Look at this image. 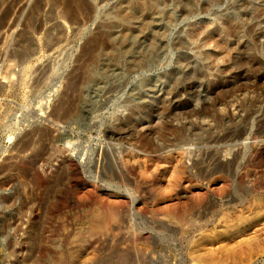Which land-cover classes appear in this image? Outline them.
<instances>
[{
  "label": "rangeland",
  "instance_id": "374dc122",
  "mask_svg": "<svg viewBox=\"0 0 264 264\" xmlns=\"http://www.w3.org/2000/svg\"><path fill=\"white\" fill-rule=\"evenodd\" d=\"M64 1L0 0V264H264V0H166L135 70Z\"/></svg>",
  "mask_w": 264,
  "mask_h": 264
},
{
  "label": "bare ground",
  "instance_id": "6f19581e",
  "mask_svg": "<svg viewBox=\"0 0 264 264\" xmlns=\"http://www.w3.org/2000/svg\"><path fill=\"white\" fill-rule=\"evenodd\" d=\"M93 1L94 0H65L64 1V5H63V7L60 9V11L58 12V17H61L63 20H64V22H66V23H76V22H78L79 21V17H83L84 19H89L90 17H92V15H93ZM105 1V0H104ZM210 0H204V2H203V8H207V6H209V4H208V2H209ZM96 2V1H95ZM101 2H102V0H101ZM116 2V1H115ZM114 2V3H115ZM211 2V1H210ZM165 3H166V0H122L121 1V3H117V5H116V3H115V5L117 6V8L115 7V9L114 8H112L113 10L110 12L109 10V12H106L107 14H105V15H107V17L109 16V17H111V18H109L108 17V20H106L104 23H102V25H100V26H103L104 28H106V29H103V30H101L100 32H98V33H96V34H94V35H92V37L89 39V41L86 43V45L83 47V50H82V52H83V55H84V64L86 63L87 64V62L89 63V62H91V64H92V62L94 61V60H97L98 58H100L101 56H102V54L103 53H105V51L103 52V46H102V40L103 39H105V38H110L109 40H111L112 42H114L116 45H117V49H119V50H122L123 51V48L124 47H121V45H122V42H124L125 43V39L122 41V35H123V33H128V31H129V29H128V27H127V31L125 30V29H119L118 27H119V25H118V27H117V25H116V23L117 22H124L125 20H127L128 18H129V20H132V19H134V21H135V23L137 24L136 25V27H133V28H135L136 29V32H134V33H137V32H139V29H142L143 28V26H148V28H152L150 31H149V33H150V39L148 40V44H147V46H146V48L144 49V50H137V51H134V54H133V56L132 57H130V59L128 60V69H130V70H135V69H138V68H140L142 65H143V63H145V61L147 60V58H151L152 56H153V54L154 53H159V51L162 49L163 50V37L165 36L164 34H165V30L163 31V29H158V30H160L161 31V33L159 32L157 35H159L158 37H156V30H155V28H153L154 26L153 25H155V27H158L159 26V28H160V26L162 25L163 26V28L165 29L166 27H165V24L166 23H164V21L163 20H165V19H163L162 20V18L160 19V17H172V16H170L169 15V11H167L168 9H167V7H165ZM208 4V5H207ZM118 5H119V7H118ZM112 6V5H111ZM167 6V5H166ZM202 7V6H201ZM110 8V7H109ZM119 8V9H118ZM167 9V10H166ZM111 10V9H110ZM191 11V10H190ZM167 12H169V13H167ZM113 14V16H110V15H112ZM106 17V16H105ZM125 17H128L127 19L125 18ZM131 17H133L132 19H130ZM128 21V20H127ZM167 21V20H166ZM165 21V22H166ZM130 22V21H129ZM163 22V23H162ZM66 23H64V24H66ZM117 24H119V23H117ZM121 24V23H120ZM130 23H128V25H129ZM133 24H134V22H133ZM167 24H168V21H167ZM59 25V27H63V26H61L62 24L60 23V24H57V26ZM116 25V26H115ZM122 25V24H121ZM121 25H120V27H121ZM123 25H127V24H125V22H124V24ZM131 25V24H130ZM129 25V26H130ZM151 25L153 26V27H151ZM55 27V26H54ZM53 27V28H54ZM110 27H116V28H118V30L117 31H119V33L120 34H118V33H116V35H112V31H111V29H110ZM123 27H125V26H123ZM99 28V27H98ZM145 28V27H144ZM52 29V28H51ZM50 29V30H51ZM59 29H60V32H58V33H60L59 34V36L61 37V36H63L62 34H63V28H58V31H59ZM99 29H101V28H99ZM98 29V30H99ZM131 29H132V27H131ZM200 29H201V27L200 28H197L193 33H192V36H193V38H195V37H197L198 35H199V32H200ZM123 30H125V32L123 31ZM138 30V31H137ZM121 31H123V32H121ZM135 31V30H134ZM141 31V30H140ZM143 31V30H142ZM163 31V32H162ZM48 32H49V30H48ZM130 32V31H129ZM144 32V31H143ZM158 32V31H157ZM114 33V32H113ZM122 33V34H121ZM141 33V32H140ZM49 34V33H48ZM47 34V35H48ZM133 34V33H132ZM138 34V33H137ZM51 34H49V36H50ZM119 35H120V37H119ZM125 35V34H124ZM144 35V34H143ZM48 36V39L47 40H49L48 41V43L46 44L47 46H48V44H50V42L52 41V40H54L55 38H57V37H53V39L51 38V36H53V35H51L50 37ZM58 36V37H59ZM131 36V35H130ZM133 36V35H132ZM134 36H135V34H134ZM126 38H127V34H126V36H125ZM145 37V36H144ZM46 38H47V36H46ZM124 38V37H123ZM135 38H137V36H135ZM60 39V38H59ZM61 39H62V37H61ZM129 40H131L130 39V37L128 38ZM133 39V38H132ZM135 41H136V39H134ZM134 40L132 41V42H134ZM122 41V42H121ZM147 41V40H146ZM47 42V41H46ZM54 42V41H53ZM52 42V43H53ZM55 42L57 43L58 42V40L56 41L55 40ZM54 42V43H55ZM131 42V43H132ZM123 43V45L125 46V44ZM127 44H129V43H127ZM135 44V43H134ZM114 45V44H113ZM112 45V46H113ZM116 45H114V46H116ZM51 46V45H50ZM53 46V45H52ZM165 46V45H164ZM125 47H128V45L127 46H125ZM132 47V46H131ZM129 48H130V45H129ZM138 48V47H137ZM140 48V47H139ZM114 49V48H113ZM142 49V48H141ZM133 50H136V49H133ZM132 50V51H133ZM118 50H116V52H117ZM124 51H126V50H124ZM131 51V52H132ZM103 52V53H102ZM112 52H115V51H112ZM127 52V51H126ZM130 52V51H129ZM130 52V53H131ZM161 52V51H160ZM108 53V52H107ZM122 53V52H121ZM131 54V55H132ZM155 56V55H154ZM129 58V57H128ZM146 59V60H145ZM181 59V58H180ZM180 59H178L179 61H181ZM185 59V58H184ZM184 59H183V62L182 63H184ZM148 60H150V59H148ZM153 61V60H152ZM185 61H188L187 60V58H186V60ZM94 63V62H93ZM110 63V60H109V58L106 60V64H109ZM177 63H178V61H177ZM180 63V62H179ZM187 64H189L188 62H186ZM186 64V65H187ZM179 65V64H178ZM181 65H183V64H181ZM157 82V81H156ZM154 83V85H157V83ZM153 85V84H152ZM158 85H160V84H158ZM150 87V86H149ZM153 87V86H152ZM159 87V86H158ZM134 89V88H133ZM139 89V88H138ZM137 89V90H138ZM152 89V88H151ZM154 89H155V87H154ZM158 89V88H157ZM156 90V89H155ZM159 90V89H158ZM161 90H163V89H161ZM141 91V90H140ZM139 90L137 91V92H140ZM160 91V90H159ZM159 91H156V92H159ZM154 92V91H153ZM141 93V92H140ZM137 94L138 93H134V95H132L131 97H132V101L134 102V104H133V106H132V108H130V110L129 111H132V112H136L137 110H138V108H143V106L145 105V104H147V103H145V101H146V98L148 99L149 98V96L148 97H143V96H141L142 94H139L138 96H137ZM151 94V93H150ZM148 95V94H147ZM152 95V94H151ZM128 98V97H127ZM151 99V98H150ZM130 100V101H131ZM152 100V99H151ZM127 101H129V100H127ZM127 103V102H126ZM126 103L124 104L125 106H126ZM127 104H129V102L127 103ZM131 104H132V102H131ZM123 105V106H124ZM129 106V105H128ZM145 108V107H144ZM155 111V110H154ZM131 112V113H132ZM149 113H150V110H149ZM152 114V113H151ZM125 134V133H124ZM119 135V134H118ZM123 135V134H122ZM127 135H129L128 133H127ZM115 136V135H114ZM113 136V137H114ZM124 136V135H123ZM119 137H121V136H118V138ZM116 139H117V137H116ZM115 139V140H116ZM120 140H122V139H120ZM119 140V141H120ZM117 141H118V139H117ZM120 143V142H119Z\"/></svg>",
  "mask_w": 264,
  "mask_h": 264
}]
</instances>
